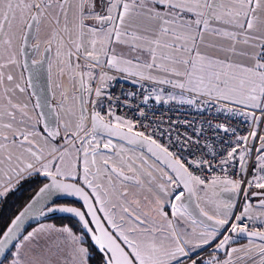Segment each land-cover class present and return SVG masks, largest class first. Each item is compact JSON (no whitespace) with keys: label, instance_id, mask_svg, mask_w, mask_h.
Returning a JSON list of instances; mask_svg holds the SVG:
<instances>
[{"label":"snow or ice","instance_id":"obj_1","mask_svg":"<svg viewBox=\"0 0 264 264\" xmlns=\"http://www.w3.org/2000/svg\"><path fill=\"white\" fill-rule=\"evenodd\" d=\"M41 43L44 52L54 53L52 59H44ZM29 44L41 56L31 66L20 59ZM116 45L135 55L118 53ZM44 63L49 81L53 67L57 69L61 100L53 108L37 99L32 112L45 111L34 119L31 101L21 103L16 97L35 85L23 72L17 79L14 70L22 68L39 79ZM105 67L134 77V82L173 90L167 95L163 87L150 90L143 96L145 104L151 92L156 103L214 100L218 111L239 113L258 128L264 123V0H0V172L9 176V183L42 176L48 181L40 189L46 197L59 194L80 204L47 208V213L77 218L79 233L41 225L22 234L26 218L46 215L35 202L29 204L0 230V264H52L57 253L51 244L39 243L41 233L52 231L69 248L62 264H90L94 252L99 264H237L246 259L264 264V231L251 230L258 217L244 190H264V135L256 129L238 135L216 125L235 138L230 150L218 161L215 153L208 158L189 152L186 158L191 138L178 137L173 151L138 130L133 120L116 115L111 103L104 114L98 110L104 109V88L112 77L100 73L93 88L94 70ZM65 79L74 86L71 97ZM69 99L78 101V113L66 107ZM139 115L145 112L139 110ZM144 148L164 166L159 180ZM253 156L251 178L246 179ZM237 161L238 180L204 175L214 163L227 172L225 166ZM8 191L4 186L0 197ZM209 191L217 199H208ZM242 191L246 203L233 215L234 202L219 194ZM253 195L264 197V191ZM193 199L211 204L212 213L199 202L193 209ZM259 207L264 216V199ZM184 220L187 227H181ZM244 220L248 223L241 226ZM232 234L248 237V245L231 247ZM209 245L212 251L205 259L201 252Z\"/></svg>","mask_w":264,"mask_h":264},{"label":"built area","instance_id":"obj_2","mask_svg":"<svg viewBox=\"0 0 264 264\" xmlns=\"http://www.w3.org/2000/svg\"><path fill=\"white\" fill-rule=\"evenodd\" d=\"M97 74V79L93 81V88L98 83L99 74L106 72L112 77L107 81V86L104 88L105 96L104 109H98L104 114L108 108L109 103L114 105L113 111L116 115L127 117L137 123V129L144 131L146 135L152 136L158 142L169 146L170 150H176V141L179 137L181 140L191 138L190 145L184 151V156L187 158L189 152H196L199 154L203 152L208 158H213L215 153V161L220 159L221 155H225L226 150H230L229 145L236 143L232 133H225L216 128V125L223 124L236 130L238 135H247L249 131L256 129L258 135H264V123H261L258 128L251 124L250 119L246 122L245 117L239 113H229L225 111H218L219 104L214 100H209L207 103L198 105L180 104L176 101H169L167 104L161 102L156 103L154 96L155 92H151L152 98L147 104L143 101L144 95H149L150 90L163 87L165 95L173 91L166 85H154L149 81L134 82V77H128L123 73L117 72L108 68H97L94 70ZM177 93L179 90H175ZM188 94H185L187 97ZM108 97H112L111 101ZM88 98V97H87ZM95 99L94 94L91 97ZM222 103V102H221ZM91 107V105H86ZM139 110L145 112V116L139 115ZM161 133H165L161 135ZM170 134V135H169ZM231 138V139H230ZM256 143L258 146V142ZM255 157L248 161L249 175L246 179L251 178L252 164ZM227 172L214 163L211 173L205 172V177L210 178L212 175H227L232 179H240L238 172V161L225 166ZM255 188V187H252ZM250 188V189H252ZM250 189H244L249 191ZM255 190H260L256 189ZM243 191L240 194H235L236 210L243 201ZM236 210L233 215L236 214ZM241 226L248 223L247 220L241 221ZM252 231H264V222L260 219H254L251 222ZM238 237V234H232ZM215 243V241L213 242ZM212 251V246L209 245L206 251L201 252V256L209 254ZM223 253V252H221Z\"/></svg>","mask_w":264,"mask_h":264},{"label":"water","instance_id":"obj_3","mask_svg":"<svg viewBox=\"0 0 264 264\" xmlns=\"http://www.w3.org/2000/svg\"><path fill=\"white\" fill-rule=\"evenodd\" d=\"M30 45V44H29ZM28 45V46H29ZM31 46V45H30ZM35 54V51L32 50L30 51V53H27L26 56L21 57L20 59L22 60V64L24 63L25 60H27L28 64H30V62L32 61V57ZM43 57L45 60L48 59V53L46 52V55L43 54ZM41 59V58H40ZM47 63H44V71H42L39 75V79H34V85H36L35 87L38 88L40 90V93L43 94H48L51 93V89H50V84H49V79H48V72H47ZM23 74L26 78V80H30L31 78L28 77V71L27 70H22ZM31 103L34 104L35 102L33 101V97L31 95V90L28 88L27 89ZM77 110L79 111V104L77 101ZM40 129L41 131H43V125H40ZM116 140V138H113ZM123 142V141H122ZM142 151H144L145 153H147V149H141ZM149 156H151L149 153H147ZM154 159V158H153ZM163 168L164 166L162 164H160ZM39 179L43 180L44 183L37 189V191L15 212V214L10 218V220L8 221V223L6 225H9L11 220L15 218L16 215H18L21 211L24 210V208H26L29 204H33L34 203V207L37 209L42 208L46 215L44 216H35L32 218H26L24 224L21 226V232L22 234H24L31 226H34L37 223L43 222V221H48V220H52V219H58V218H69L72 219L73 221H75L78 225L79 222L77 220V218L71 216L70 214L67 213H61V212H52V213H47V208L48 207H59V206H75V207H79L80 204L78 201H76L74 198H70V197H63L60 196L59 194H53L50 197H46L45 194L41 193L40 189L44 187L45 183H48V181L42 177V176H38ZM264 190H253L252 192H250L248 194L249 199L252 202L253 206L259 207L260 205V200L261 198L263 199V197H260L258 195H253V193H258ZM220 196L224 199L227 200H233L235 199V194L230 193V192H221ZM257 197H260V199H257ZM251 198H255L254 200H252ZM66 201H70L73 202L74 204H68V203H60V202H66ZM196 200L193 199L192 201V208L195 209V205H196ZM197 215H198V211H197ZM200 219H205L204 217H200ZM210 223V222H209ZM5 225V226H6ZM80 227V225H79ZM5 228V227H4ZM3 228V229H4ZM2 229V230H3ZM238 237L242 238V239H249L246 236L243 235H238ZM257 242H260L259 240H255ZM90 242V240H89ZM91 244V242H90ZM2 259V258H0Z\"/></svg>","mask_w":264,"mask_h":264},{"label":"rangeland","instance_id":"obj_4","mask_svg":"<svg viewBox=\"0 0 264 264\" xmlns=\"http://www.w3.org/2000/svg\"><path fill=\"white\" fill-rule=\"evenodd\" d=\"M40 51H41L43 54L46 53V52L43 51V43H41V49H40ZM37 54H38V53H37ZM38 55H39V54H38ZM53 57H54V53H48V59H52ZM21 63H22V60H21ZM19 70H20V72H23V71H22V70H23L22 68H17V69L14 70V71H15L14 74L16 75L17 79H19L20 74H21V73L19 72ZM56 72H57V69H56V67L54 66V67H53V76H52V80L49 81V84H50V89L52 90V94H53V96H55L54 101H55V103L57 104V102H59V101L61 100V91H62V88L56 86L57 84H60V83H61V79L56 75ZM23 76H24V74H23ZM24 79L26 80L25 76H24ZM64 85L69 89V96L71 97L72 94H73V91H74V86H73L71 83H69L66 79L64 80ZM84 95H85V98L87 99V93H85ZM16 99H17V97H16ZM29 101H31V100H30L29 95H28L27 93H25L24 95H22V102H23V103H24V102H25V103H29ZM56 104H55V106H56ZM66 107H72L73 110L76 111V112L78 113V110H77V102H76V101H74V100H72V99H69V101L67 102ZM29 112H30L31 115H33V112H32V103H31V102H30V105H29ZM62 115H63V114H62ZM34 119H35V118H34ZM103 139H107V137H104ZM113 142H114V143H117V144H123V143H124V142H122V141H117V140H115V139H113ZM125 147H132V146H130V145H125ZM141 151H142V150H141ZM142 152L144 153L145 158L148 159V164L152 166V169H153V175L156 176L157 179L159 180V177L163 174V172L161 171V169H163V167H162L158 162H155L154 159H153L151 156H149L147 153H145L144 151H142ZM138 154H139V153H138ZM145 187H147V185H145ZM253 190H255V188L250 189V191H253ZM250 191H249V193H250ZM249 193H248V194H249ZM143 195H148L149 197H151V194L148 193L147 191H145V192L143 193ZM201 195H203V194H201ZM219 197L222 198V197L220 196V194H219ZM208 199H210V200H215V199H217V197L214 196L213 193H212L211 191H209V193H208ZM222 199H223V200H227V199H224V198H222ZM251 199L254 200L255 198H251ZM231 201H233L234 204H235V199H233V200H231ZM196 202H199L200 205H201V207L205 208L210 214L212 213V211H213V207H212L211 204H207V203H205L203 200H201V201H196ZM245 203H246V201H245V199L243 198V201L241 202V204L239 205V208H238L237 210L235 209V208H236V205H235V207H234V209H233V213H234V211L236 210V214H237V215L240 214V211L242 210V208H243V206L245 205ZM247 203L252 204L251 200H248ZM253 215H254L255 217H258V219H260V220H262V221L264 222V216H261V210H260V207H259V209H258L257 211H255V213H253ZM43 222H46V224H50V225H47V226H55V225H57V223H58V221H56L55 219L48 220V221H43ZM187 226H188V225H187ZM237 244H238L237 242H236V243H235V242H232L230 246H231V247H235V246H237ZM257 244H258V243H257ZM243 246H245V244H244V245H241L240 248H242ZM236 248H237V247H236ZM206 255H207V254H206ZM240 255H242V253H240ZM202 257H203V256H202ZM244 264H255V261H254V259H246V260L244 261Z\"/></svg>","mask_w":264,"mask_h":264},{"label":"crops","instance_id":"obj_5","mask_svg":"<svg viewBox=\"0 0 264 264\" xmlns=\"http://www.w3.org/2000/svg\"><path fill=\"white\" fill-rule=\"evenodd\" d=\"M115 47H116L118 53L123 52L125 55H133V56L135 55V54L129 53L128 49L123 48L120 45H116ZM19 72H20V70H19ZM14 73H15V71H14ZM27 94H28V91H27ZM22 95H24V94H19V93L17 94V100L21 103H23L22 102ZM29 105H30V103H29ZM35 117H36V115L33 112V118H35ZM21 180L16 181L15 178H12L11 183H9V176L0 172V191L3 190L4 186H8V188H9L7 195L0 197V206L2 205L3 201L8 197V195L14 190V188L18 185V183ZM249 191H247V192L249 193ZM250 192H252V191H250ZM258 209H259V207L252 205V213H255V211H257ZM41 225H43L45 228H53V229H60V228L67 226V227L72 228L74 232H77L76 229L74 228L73 222L67 221V220H58V223L55 226H47L50 224H46V222L37 223L34 226H32L30 229H28L24 234H27V232L32 231V230L40 227ZM187 225H189L188 220H184L181 222V227H187ZM232 242H235V243L237 242L238 244L235 247L240 248L241 245H244V244L248 245L249 239H242L240 237H234L233 236ZM39 243L41 245L51 244L53 253H57V255H54L52 258V264H62L63 258L65 256V254L68 252L69 248H68V245L66 244V242L64 241V239L60 233H58L56 231H52L50 234L41 233V235L39 237ZM254 243H261V242L254 241ZM57 246H59V249H62V251H58ZM208 255L209 254L204 255L203 258L206 259L208 257ZM219 255L221 256V258H223L224 254L219 253ZM238 255H240V254H238ZM244 261L245 260H238L237 264H244Z\"/></svg>","mask_w":264,"mask_h":264},{"label":"trees","instance_id":"obj_6","mask_svg":"<svg viewBox=\"0 0 264 264\" xmlns=\"http://www.w3.org/2000/svg\"><path fill=\"white\" fill-rule=\"evenodd\" d=\"M44 183L43 180L39 179L38 175H34L30 178L22 179L14 190L8 195L0 206V230H2L8 223L10 218L15 212L37 191V189ZM70 202V201H69ZM58 220L71 221L74 224V228L79 233V225L69 218H58ZM32 227V226H31ZM30 227V228H31ZM29 228V229H30ZM89 246H91L90 242ZM90 264H99V256L93 253V259Z\"/></svg>","mask_w":264,"mask_h":264},{"label":"flooded vegetation","instance_id":"obj_7","mask_svg":"<svg viewBox=\"0 0 264 264\" xmlns=\"http://www.w3.org/2000/svg\"><path fill=\"white\" fill-rule=\"evenodd\" d=\"M32 50V47L29 45V46H26V53H30V51ZM46 55V53L44 54ZM41 56L38 55L36 52L35 54L33 55L32 57V60L33 59H40ZM29 66H31V62L29 64ZM44 71V64H43V70ZM28 73V77L31 78L32 80V83L34 84V79L31 77L30 73ZM36 86V85H35ZM29 89L31 90V95L33 97V101L36 102L37 99L40 100V102L43 104V103H47L49 104L51 107H55V101L53 99V94H52V90H51V93H48V94H43V93H40V90L36 87H29ZM77 102V101H76ZM42 111H45V109H36V112H35V115L36 113H39V112H42ZM41 130V129H40ZM257 199H260V197H257ZM262 199V198H261ZM264 199V197H263ZM60 203H68V204H74L73 202H69V201H66V202H60Z\"/></svg>","mask_w":264,"mask_h":264}]
</instances>
